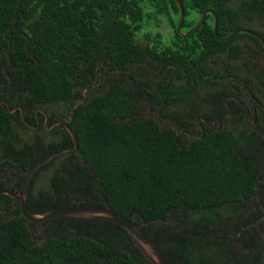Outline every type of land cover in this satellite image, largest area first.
<instances>
[{
	"label": "trees",
	"instance_id": "16d2710c",
	"mask_svg": "<svg viewBox=\"0 0 264 264\" xmlns=\"http://www.w3.org/2000/svg\"><path fill=\"white\" fill-rule=\"evenodd\" d=\"M181 1L182 31L213 11L186 36L176 29L175 0H0V187L7 168L23 174L52 151L73 146L60 125L29 127L37 125L35 111L53 121L78 103L69 122L78 149L32 176L27 203L33 212L108 205L146 222L143 231L162 252L160 233L201 224L206 230L200 233L213 237L206 242L168 233L171 243L178 237L192 254L204 243H226L217 235L222 220L234 222L232 234L255 221L248 210L256 202L255 185L264 205L263 138L232 121L231 111L224 127L202 122V133L195 116L211 101L222 106L228 95L245 101L236 82L242 78L260 102L255 124L264 131V89L248 74L241 45L264 47L249 33L218 40L213 32L216 18L220 37L246 28L264 39L257 26L264 25V0ZM160 23L172 32L169 44L161 42ZM148 105L182 133L149 120L143 114ZM0 217V264H151L123 228L106 220L57 217L47 221L57 222L54 230L49 226L53 236L37 241L35 223L6 194L0 195ZM260 225L264 230V221Z\"/></svg>",
	"mask_w": 264,
	"mask_h": 264
},
{
	"label": "flooded vegetation",
	"instance_id": "af4514ba",
	"mask_svg": "<svg viewBox=\"0 0 264 264\" xmlns=\"http://www.w3.org/2000/svg\"><path fill=\"white\" fill-rule=\"evenodd\" d=\"M198 21L196 23H198ZM257 26L259 27V29L264 31V25L258 24ZM156 29L160 31L163 35L161 38L162 40L161 42L169 44L171 42L172 32L170 31L168 33H164L160 25L156 27ZM140 40L143 44H147L148 39L146 40L144 34L140 35ZM243 43L244 44L241 45V49L242 47H245L246 54L244 55V59L247 61L246 64L248 65L246 70L248 71V74L250 76H254V77L258 76V79L260 80V86L261 88L264 89V51L260 49L257 45H253L246 42ZM171 44L173 45V43ZM192 51L193 50L190 49L189 54L191 58L193 56ZM99 74L101 75V71L98 73V75ZM236 82L238 83V85H240V87L244 89V92H241L239 90L240 92L239 94L243 98H246L245 101H242L241 99H239V97L235 95L226 96L223 100L222 106H220V104H217L216 100L211 101L209 106L207 107V110L203 111V114H198L195 116V120L197 121L200 129L203 130V127L201 126L202 122L206 124L207 122L215 123L214 126H218V124L222 123L224 127L228 115L230 114V111L232 113V117H231L232 121H239L248 124V120L252 119L253 122L255 123L258 113L257 107L260 105V102L258 101L256 95L246 86L245 81L242 78H238ZM229 100H233L235 104L230 105ZM226 104H228L229 112L224 120V114L227 110ZM246 109H247V115H246ZM143 114L149 120L154 117V119L160 122L162 125H164L166 122H168V125L172 123V121H167V117L161 115V112L159 110L151 111L149 105L146 107V110L143 111ZM208 118H210V121H208ZM58 119L50 121L49 116L44 112L43 119L41 120L35 111V122L38 126H40L41 123L44 125L46 121V126L44 127L49 126L48 128H51V126ZM11 169H12L13 177L9 178L10 176L9 177L5 176L4 185L3 187H0V190L3 189H7L10 191L19 190L22 182L19 185L18 183L20 178H22L23 180L24 173L22 174V170L18 171L16 167H11ZM256 204L257 202L254 201L251 202L250 203L251 208L248 210V212L251 213L253 217L254 215H257V217H254L255 218L254 220L259 218L260 216H263V212L259 208L258 204L257 205ZM45 223H47V221L43 222L42 224ZM233 223L234 222H231L228 219V220H222L219 224L216 225L218 228V232H217L218 239L225 240L226 243H222L219 245H208L207 243H204L198 245L200 250L196 254H192L189 251L182 249V246L180 244V239L178 237L174 238V242H175L174 244L171 243L173 238H171V236L168 233L171 231L172 232L175 231L176 233L184 235L186 241L200 239L201 241L206 242L213 237H211L209 234L203 235L200 233V232H205L206 230V227L202 226L201 224H197V225L190 224L186 229V231H184L183 228L181 229L175 228V230H173L172 228H168L166 229L165 232L160 233L157 236V238L159 244L163 248V252L165 256L170 260L172 264H259L260 259L264 253V243L261 237L259 236L257 229L251 226L252 223H250L248 226H243L242 228V230L244 231L243 233L239 231L236 234H232L229 232V230H232V227L234 226ZM119 245L122 247V249H126L125 245H123L122 243H120ZM211 248H214L215 251H218L219 253L209 254L208 251ZM211 257L216 258L218 262L216 261L210 262Z\"/></svg>",
	"mask_w": 264,
	"mask_h": 264
},
{
	"label": "water",
	"instance_id": "95a60500",
	"mask_svg": "<svg viewBox=\"0 0 264 264\" xmlns=\"http://www.w3.org/2000/svg\"><path fill=\"white\" fill-rule=\"evenodd\" d=\"M175 1H176L177 6H178V10H179V18H178V22L176 23V29L182 36H186V35L194 32L199 27H201L203 25V23L205 21V17L208 13L213 14L212 10L204 11L200 16L198 23L195 26H193L192 28H190L186 31H182V24H183L184 16H185L184 8H183V4H182L181 0H175ZM214 18H215V15H214ZM213 32H214V34L218 40H226L237 32L249 33V34L257 37L259 39V41L262 43V45L264 46L263 38L258 33H256L255 31H252V30L246 29V28H239V29L233 30L230 33H228L226 36H223V37L218 36L217 35L216 18L214 21ZM83 96L85 97L84 91H83ZM77 104L78 103H75L70 110L66 111V113L63 117L59 118L51 126V128H52L58 124L62 125L68 131L69 135L71 136L73 146L71 148H63V149H57L55 151H52L51 153L46 155L43 159L39 160L28 171L24 172V177H23L22 184H21L19 190L10 191L7 189H3V190H0V194H6V195H9L12 198L16 199L20 204V209H21L22 215L29 222H32V223L40 224V223H43L45 221H49L51 219H54L57 217H62V216L88 218V219H100V220H106V221L112 222V223L120 226L121 228H123L126 231V233L131 238L134 246L140 251V253L151 264H171L166 259V257L164 256L159 245L143 231L142 227L144 225H146V222L137 223V222L133 221L132 219H129V218H127L121 214H118L117 212L112 210L108 205H71V206L51 208V209H48V210H45V211H42L39 213L33 212L30 209V207L28 206L27 188H28V184H29V181L32 178V176L52 158H54L56 156L63 155V154L74 153L78 149L77 137H76L74 131L72 130V128L69 126V122L71 121L70 115L76 109ZM226 105H227V110L224 114V120H225V118L229 112L228 104H226ZM6 106H7L8 111H10V112H15L17 110V107L10 109V106L8 104H6ZM20 115H21V119H24L22 116L21 108H20ZM246 115H247V109H246ZM27 125L29 127H32V128L38 127V125L34 127L28 123H27ZM169 125H170L171 129H173L176 132V134L179 135L182 133V131H179L177 128H175L172 123H170ZM207 125L214 126L215 123L207 122ZM219 125L220 124H218V126ZM248 125L253 130H255L264 140V131L260 127H258L253 122L252 119L248 120ZM44 126H46V121L44 123ZM51 128H48L47 130H50ZM202 132H203V130L201 129V133ZM199 137H201V136H198V137L190 136V138H192V139L199 138ZM254 197H255V201L257 202L259 208L263 212V216H260L259 218H257L251 224V226H253L257 229L259 236L261 237V239L264 243V230L260 225V221H264V205L262 204V202L260 200L256 185H255V196ZM152 221H162V220L161 219H155ZM259 264H264V253L260 259Z\"/></svg>",
	"mask_w": 264,
	"mask_h": 264
},
{
	"label": "rangeland",
	"instance_id": "374dc122",
	"mask_svg": "<svg viewBox=\"0 0 264 264\" xmlns=\"http://www.w3.org/2000/svg\"><path fill=\"white\" fill-rule=\"evenodd\" d=\"M195 17H198L197 15H195ZM160 27L161 29L163 30L164 33H168L170 32L171 30L163 23H160ZM167 27V28H166ZM6 175L9 177V178H12V169L11 167L7 168L6 170ZM3 217L7 218L9 217V214H4ZM1 219V217H0ZM41 224V225H40ZM37 224L35 223L34 225H32L31 227V232L34 236V238L37 240V241H40V240H44V238H48L50 236H53V232H51L49 230V226L51 224V229L54 230V228H57V222H47L45 224Z\"/></svg>",
	"mask_w": 264,
	"mask_h": 264
}]
</instances>
